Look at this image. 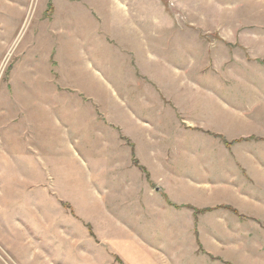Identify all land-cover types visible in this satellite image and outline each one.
Wrapping results in <instances>:
<instances>
[{"label": "rangeland", "instance_id": "obj_1", "mask_svg": "<svg viewBox=\"0 0 264 264\" xmlns=\"http://www.w3.org/2000/svg\"><path fill=\"white\" fill-rule=\"evenodd\" d=\"M0 264H264V0H0Z\"/></svg>", "mask_w": 264, "mask_h": 264}, {"label": "trees", "instance_id": "obj_2", "mask_svg": "<svg viewBox=\"0 0 264 264\" xmlns=\"http://www.w3.org/2000/svg\"><path fill=\"white\" fill-rule=\"evenodd\" d=\"M230 209V207H228ZM234 210V209H233ZM235 211V210H234ZM196 212H201V210L197 209Z\"/></svg>", "mask_w": 264, "mask_h": 264}, {"label": "crops", "instance_id": "obj_3", "mask_svg": "<svg viewBox=\"0 0 264 264\" xmlns=\"http://www.w3.org/2000/svg\"><path fill=\"white\" fill-rule=\"evenodd\" d=\"M142 215H146V216L148 217V214H147V213H145V214H142ZM142 215H141V216H142Z\"/></svg>", "mask_w": 264, "mask_h": 264}]
</instances>
